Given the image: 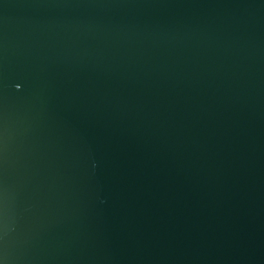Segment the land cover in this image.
<instances>
[{
    "label": "water",
    "instance_id": "1",
    "mask_svg": "<svg viewBox=\"0 0 264 264\" xmlns=\"http://www.w3.org/2000/svg\"><path fill=\"white\" fill-rule=\"evenodd\" d=\"M0 264H264V0H0Z\"/></svg>",
    "mask_w": 264,
    "mask_h": 264
}]
</instances>
